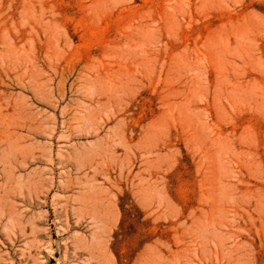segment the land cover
Wrapping results in <instances>:
<instances>
[{"label": "rangeland", "instance_id": "obj_1", "mask_svg": "<svg viewBox=\"0 0 264 264\" xmlns=\"http://www.w3.org/2000/svg\"><path fill=\"white\" fill-rule=\"evenodd\" d=\"M0 264H264V0H0Z\"/></svg>", "mask_w": 264, "mask_h": 264}]
</instances>
